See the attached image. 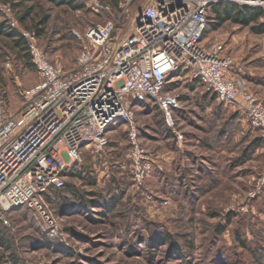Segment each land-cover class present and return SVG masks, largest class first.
Wrapping results in <instances>:
<instances>
[{
	"label": "rangeland",
	"instance_id": "1",
	"mask_svg": "<svg viewBox=\"0 0 264 264\" xmlns=\"http://www.w3.org/2000/svg\"><path fill=\"white\" fill-rule=\"evenodd\" d=\"M100 1L109 4L110 11L95 13L91 0H74L81 4L79 9L49 0H24L15 10L0 0L6 9L0 12V22L14 21L18 30L33 33L41 28L37 43L50 60L68 69L81 50L74 32L118 16L125 7L129 11L119 22L120 33L130 32L146 0ZM262 23L258 19L241 26L225 21L214 28L210 23L204 43L223 41L236 62L233 76L242 78L246 88L264 100V33L253 29ZM37 80L26 51L0 36V107L4 114L20 109L23 91ZM173 89L181 96V108L173 110V128L165 125L154 100L136 110L140 141L154 160L140 188L132 186L127 131L120 123V131L108 134L102 150L82 149V162L67 170L64 188L56 191L58 197L46 196L60 235L43 231L32 210L9 213L6 235L20 264H264V140L232 107L202 94L196 81L181 75ZM219 131L224 136L218 137ZM162 133L167 135L164 140L157 137ZM177 133L185 140L182 148L201 160V169L180 165ZM256 138L262 142L252 146ZM209 143L214 152L205 153L211 148ZM249 147L250 155L243 159ZM188 158L186 154L184 159ZM191 165L195 167L194 161ZM258 185L257 196L249 198ZM160 233L171 235L180 248L179 256H169V244L149 247V238ZM3 252L0 257L9 258V252Z\"/></svg>",
	"mask_w": 264,
	"mask_h": 264
},
{
	"label": "built area",
	"instance_id": "2",
	"mask_svg": "<svg viewBox=\"0 0 264 264\" xmlns=\"http://www.w3.org/2000/svg\"><path fill=\"white\" fill-rule=\"evenodd\" d=\"M223 2L264 11V0H146L130 32L121 34L119 26L128 7L74 32L81 50L68 69L50 60L35 33L21 30L38 80L23 91L17 112L4 114L0 107L1 226H9L10 212L25 208L35 213L43 231L60 235L46 192L64 188L67 170L80 161L82 149L102 150L120 123L127 131L132 186L140 188L154 160L140 141L136 110L154 100L165 125L173 128V110L181 108L173 87L181 75L196 81L202 94L232 107L264 138V100L233 76L236 62L223 41L204 43L210 9ZM91 3L97 14L111 9L100 0ZM9 25L16 28L14 21Z\"/></svg>",
	"mask_w": 264,
	"mask_h": 264
},
{
	"label": "trees",
	"instance_id": "3",
	"mask_svg": "<svg viewBox=\"0 0 264 264\" xmlns=\"http://www.w3.org/2000/svg\"><path fill=\"white\" fill-rule=\"evenodd\" d=\"M53 2L55 5H65L67 7H70L72 9H79L81 8V4H76L74 0H49ZM117 4V0H113ZM4 2H7L9 7H12V9L15 10L20 4L24 2V0H4ZM1 12V11H0ZM210 19H212L210 22H208V25L212 23L213 28L219 26L221 23L225 21H231L234 23H237L241 26H248L250 24H255L257 23V20L264 15V11L259 8H250L246 6H240L234 3H229V2H223V3H217L213 5L210 9ZM1 16V14H0ZM18 20L20 22H23V16H19ZM44 19L41 23H44ZM207 25V27H208ZM255 31H259L264 33V23L259 24L258 26H254L253 28ZM207 30V28H206ZM36 36H40L42 33L41 28H36V31H34ZM206 33V31H205ZM0 36L4 38H8L13 40V43L15 47H18L21 50L26 51V56L30 60L29 53L27 52V42L25 38L21 34V30H18V28H13L9 25L8 22H0ZM209 94V93H207ZM206 95V94H205ZM211 95V94H210ZM211 98H214L213 95L210 96ZM222 105V104H221ZM235 115L239 116L238 114L235 113ZM224 134H222L219 131L218 137H222ZM261 137V136H260ZM263 140L264 138L261 137ZM261 138H256L254 141H252L251 145L254 146L257 143L262 142ZM251 146V147H252ZM251 147H249L246 150V153L242 156L243 159L249 157ZM242 160V159H241ZM58 190V189H56ZM94 222H97V220H92ZM6 227L0 225V244H5V248L7 252H9V258L12 260L14 264L19 263L18 258L13 254V252L10 251V240L11 238L6 235ZM222 229V227H220ZM9 238H7V237ZM164 244L167 245L169 244L171 247V251H169V256L170 255H175L179 256L181 251L178 245L173 241L171 235L169 233H160L156 235V237L149 238L148 240V245L149 247H155L157 244ZM3 255V253H2ZM3 258V256H2ZM0 257V260L2 259Z\"/></svg>",
	"mask_w": 264,
	"mask_h": 264
},
{
	"label": "crops",
	"instance_id": "4",
	"mask_svg": "<svg viewBox=\"0 0 264 264\" xmlns=\"http://www.w3.org/2000/svg\"><path fill=\"white\" fill-rule=\"evenodd\" d=\"M235 72V71H234ZM236 73V72H235ZM237 74V73H236ZM234 76H235V74H234ZM237 76H239L238 74H237ZM241 80H243L242 78H241ZM205 95V94H204ZM260 98V97H259ZM262 99V98H261ZM219 103V102H218ZM221 105V104H220ZM223 114V113H222ZM225 114V113H224ZM220 114H217V116H219ZM228 115L229 114H226V117H228ZM213 117H216V116H213ZM220 117L222 118L223 116L222 115H220ZM121 126V125H120ZM119 127V126H118ZM115 128L111 133L112 134H110V135H113V133H115V132H117V131H120L119 129L120 128ZM166 134H164V133H162L160 136L158 135L157 137H160V138H162L163 140L164 139H166ZM144 140H146V143L147 144H151V143H148V141H149V139H144ZM166 141V140H165ZM154 142V141H153ZM184 142H185V140H184ZM184 142H183V140H182V138L181 139H178L177 141H176V143H177V145L178 146H176V147H178V150H179V153L177 152L176 153V155L178 156V158L180 157V161H181V164L180 165H182L183 167H185V165H187L189 168H196L197 170L200 168L201 169V167H202V165H199L198 163L201 161V160H195V155L193 156V155H191V153H190V150H186V148H182V146H183V144H184ZM207 143V142H206ZM144 144V143H143ZM209 145H210V147L211 148H207L209 151H205V153H211V152H214V145L212 144V143H209ZM197 148H201V147H199V146H197ZM168 150V149H167ZM83 151V150H82ZM186 154H188L189 155V160H185L184 158H185V155ZM207 155V154H206ZM83 156H84V153H83ZM101 156V155H100ZM191 157H192V159H191ZM206 157V156H205ZM81 160V159H80ZM166 160H164V156H163V158H162V162H164V163H166L165 162ZM191 161H194V163H195V167H193L192 165H191ZM209 161V160H208ZM81 162L82 161H80V164H81ZM170 162H172V160L170 161ZM169 162V163H170ZM210 163H211V161H209ZM202 163V162H201ZM204 164H207V162L206 163H204ZM121 167L122 168H124V166H123V164L121 165ZM129 167H130V165H129ZM115 169H118V167L116 166L115 167ZM114 172H115V170H114ZM80 173V172H79ZM101 173H103V172H101ZM74 174L76 175L77 173H75L74 172ZM113 175H114V173H113ZM185 182V181H184ZM61 189H58V191H60ZM52 191H53V193H52ZM57 190L55 189V188H50L47 192H46V194H45V198H46V196H52V199H54L55 197H58L57 196V193L58 192H56ZM86 205V204H85ZM70 209V207L66 210V211H68ZM5 244H0V250H2V251H4L3 253H6L7 252V250L6 249H4L5 247ZM19 262V261H18ZM0 264H14L13 262H12V260L10 259V258H5V257H3L1 260H0ZM17 264H20V263H17Z\"/></svg>",
	"mask_w": 264,
	"mask_h": 264
}]
</instances>
